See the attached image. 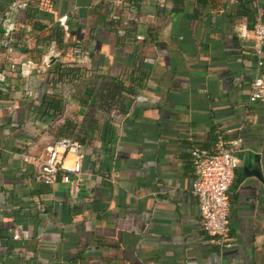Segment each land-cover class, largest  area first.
<instances>
[{
    "label": "crops",
    "instance_id": "crops-1",
    "mask_svg": "<svg viewBox=\"0 0 264 264\" xmlns=\"http://www.w3.org/2000/svg\"><path fill=\"white\" fill-rule=\"evenodd\" d=\"M27 1L0 0V264H264V104L248 100L259 46L264 75L252 31L264 0H59L63 47L28 22ZM56 62L129 90L98 115L82 173L45 184L33 175L47 145L87 110L73 85H48ZM54 91L66 101L47 121L38 107ZM237 137L232 246L219 249L201 227L190 150Z\"/></svg>",
    "mask_w": 264,
    "mask_h": 264
},
{
    "label": "built area",
    "instance_id": "built-area-1",
    "mask_svg": "<svg viewBox=\"0 0 264 264\" xmlns=\"http://www.w3.org/2000/svg\"><path fill=\"white\" fill-rule=\"evenodd\" d=\"M244 28V27H243ZM244 29L241 31L244 34ZM252 31L259 42L264 43V21L258 19ZM257 68L250 84L248 100L264 104V75L262 73L263 59L260 46L256 49ZM241 151L239 137L221 141L215 149L194 146L190 150L191 163L195 172L192 180V193L198 200V209L202 230L214 237L219 249L232 246L229 219V187L233 182L235 170L239 165L238 153ZM67 155L74 157L71 167L64 165ZM84 150L81 143L68 137H56L46 147L44 157L40 160L34 173V179L53 184L58 173L64 171L60 179L72 183L70 174L82 173ZM14 236L18 237V230Z\"/></svg>",
    "mask_w": 264,
    "mask_h": 264
},
{
    "label": "trees",
    "instance_id": "trees-1",
    "mask_svg": "<svg viewBox=\"0 0 264 264\" xmlns=\"http://www.w3.org/2000/svg\"><path fill=\"white\" fill-rule=\"evenodd\" d=\"M84 2L89 6L92 5L91 1L84 0ZM58 3L59 0H28L25 14L34 29L47 28L49 30L48 40L54 41L58 47H63L65 29L55 14ZM43 20H47L48 23H44ZM256 21V19L253 21L252 28ZM66 24L70 30L72 27L69 18ZM48 79L47 83L52 87L59 86L62 82L73 85L76 91L73 98L78 99L87 108L80 125L73 119H67L57 135V137H71L82 145L98 129V115L109 114L112 109L118 107L122 102L124 92L129 90L117 76L102 73L98 69L94 70L75 64L65 65L61 62L54 63L49 71ZM65 101L66 98L62 93L45 92L38 107L40 117L46 118L47 121L55 120L62 114ZM111 131H114V128L106 119L102 126V138L107 139ZM63 173L64 171H60L57 178H60Z\"/></svg>",
    "mask_w": 264,
    "mask_h": 264
},
{
    "label": "rangeland",
    "instance_id": "rangeland-1",
    "mask_svg": "<svg viewBox=\"0 0 264 264\" xmlns=\"http://www.w3.org/2000/svg\"><path fill=\"white\" fill-rule=\"evenodd\" d=\"M68 18H66V20H67ZM66 20H65V17H63V16H61L60 18H59V21H60V23H62V25H63V27L65 28V29H67V27H68V25L66 24ZM69 112H70V114H72L73 116H75V112L76 111H73V110H69ZM71 116V115H70Z\"/></svg>",
    "mask_w": 264,
    "mask_h": 264
},
{
    "label": "water",
    "instance_id": "water-1",
    "mask_svg": "<svg viewBox=\"0 0 264 264\" xmlns=\"http://www.w3.org/2000/svg\"><path fill=\"white\" fill-rule=\"evenodd\" d=\"M254 172H255L257 175H259V171H258V170H255Z\"/></svg>",
    "mask_w": 264,
    "mask_h": 264
}]
</instances>
